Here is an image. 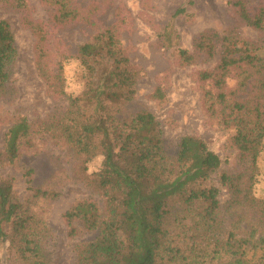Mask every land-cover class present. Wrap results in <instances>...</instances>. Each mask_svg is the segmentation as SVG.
<instances>
[{"label":"trees","instance_id":"1","mask_svg":"<svg viewBox=\"0 0 264 264\" xmlns=\"http://www.w3.org/2000/svg\"><path fill=\"white\" fill-rule=\"evenodd\" d=\"M42 1L52 8L55 24L83 17L76 0ZM251 1L236 0L234 6L242 21L264 35V4L252 12ZM0 4L28 9L26 0H0ZM184 11L179 8L176 13ZM29 24L36 35L39 72L49 79L56 95L67 99L68 106L38 128L25 116L15 120L0 149V166L16 164L24 150L33 147L38 133L69 146L77 159L79 178L101 197V202L78 200L64 215L70 237L94 234L76 244L77 263L264 264V254H257L264 249V233L258 235L253 228L249 236H239L235 229H224L219 183L234 200H246L264 226V198L244 187L242 173L222 171L220 156L197 135L183 136L177 154H167L155 114L147 110L126 113L137 94L139 70L123 56L117 27L96 31L71 56L81 66L82 91L74 94L66 88L64 61L53 72L46 63L49 50L44 25ZM218 37L205 32L194 49L179 47V60L190 65L201 56L213 58L218 41L222 42L225 48L218 63L199 74L211 84L204 102L212 116L234 130L231 141L240 158L256 167L264 148V56L228 51L226 47L235 41ZM166 38L171 39V34ZM17 53L12 27L0 19V98L6 95ZM233 70H240L241 79L235 89L227 90ZM254 86L257 92L253 94ZM164 96L162 88H156L154 97ZM99 156L103 158L99 169L88 175V163ZM33 175L32 169L24 172L32 194L21 199L14 176L0 173V223L4 213L10 222L6 230L0 226V264H50L45 253L48 227L34 207L49 192L34 186Z\"/></svg>","mask_w":264,"mask_h":264},{"label":"rangeland","instance_id":"2","mask_svg":"<svg viewBox=\"0 0 264 264\" xmlns=\"http://www.w3.org/2000/svg\"><path fill=\"white\" fill-rule=\"evenodd\" d=\"M26 1L25 11L0 4V19L10 23L18 50L10 67L6 95L0 98V149L8 128L20 116L27 117L38 128L53 113L68 106L67 99L56 95L49 79L39 72L36 35L29 21L44 25L49 50L46 63L53 72L59 61H64L66 88L74 94L82 88L81 66L71 56L96 31L115 25L121 36L123 56L139 70L137 94L126 113L141 110L154 113L163 128L165 151L171 156L177 154L183 136L202 137L220 156L222 171L242 173L244 187L250 188L254 196L264 198V148L256 167L243 161L231 141L234 130L212 116L204 102V94L211 84L200 79V71L218 63L224 45L218 41V52L213 58L201 56L190 65L182 64L177 52L179 47L194 49L202 34L214 32L220 39L229 36L235 41L226 47L228 51L264 56V35L241 20L234 6L236 0H76L75 6L83 17L64 25L55 24L52 8L42 0ZM263 4L264 0H252L249 8L255 12ZM179 8L185 11L177 14ZM169 33L171 39L166 38ZM240 79V70L231 71L227 90L235 89ZM158 87L164 91V98L154 97ZM256 92L254 86L252 93ZM33 141V147L25 149L16 164L0 166V173L14 176L19 196L26 199L32 192L24 172L34 171V186L49 192L48 197L37 199L34 206L48 227L45 253L49 263L78 264L76 244L94 234L83 232L70 237L64 215L78 200L92 198L101 202V197L79 178L77 159L68 145L39 133ZM102 159L99 156L88 163L86 173L92 175L97 171ZM218 185L224 229H235L239 236H249L257 228L258 235L263 234L264 226L259 222L257 211L246 200H234L226 187ZM4 214L0 226L6 230L10 222L8 214ZM257 254H264V249Z\"/></svg>","mask_w":264,"mask_h":264},{"label":"clouds","instance_id":"3","mask_svg":"<svg viewBox=\"0 0 264 264\" xmlns=\"http://www.w3.org/2000/svg\"><path fill=\"white\" fill-rule=\"evenodd\" d=\"M230 83L234 85L235 84V81H231ZM79 90L82 91V88L79 89Z\"/></svg>","mask_w":264,"mask_h":264}]
</instances>
